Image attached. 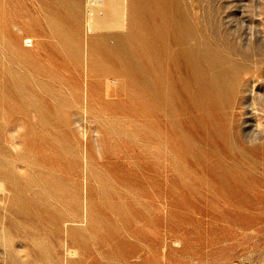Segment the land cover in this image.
<instances>
[{"label": "rangeland", "instance_id": "rangeland-1", "mask_svg": "<svg viewBox=\"0 0 264 264\" xmlns=\"http://www.w3.org/2000/svg\"><path fill=\"white\" fill-rule=\"evenodd\" d=\"M94 4L0 0V264H264V0Z\"/></svg>", "mask_w": 264, "mask_h": 264}, {"label": "bare ground", "instance_id": "bare-ground-1", "mask_svg": "<svg viewBox=\"0 0 264 264\" xmlns=\"http://www.w3.org/2000/svg\"><path fill=\"white\" fill-rule=\"evenodd\" d=\"M179 30V29H178ZM180 31V30H179ZM181 56V55H180ZM199 56V55H198ZM203 61V60H202ZM204 65V64H203ZM197 67L199 69V64H197ZM202 76V75H201ZM204 83V82H203ZM205 87L206 90L209 91L213 88L215 89H221L223 92H229L230 91V86L224 82L219 76L218 74H215L214 79L211 81H207L205 80ZM12 187V186H11ZM23 200V199H22ZM19 205V204H18Z\"/></svg>", "mask_w": 264, "mask_h": 264}, {"label": "built area", "instance_id": "built-area-1", "mask_svg": "<svg viewBox=\"0 0 264 264\" xmlns=\"http://www.w3.org/2000/svg\"><path fill=\"white\" fill-rule=\"evenodd\" d=\"M96 1V4L95 5V8H96V11L97 13L100 11L99 10V5H102V4H106L107 1L109 0H95ZM111 1V0H110ZM94 29H98V23L95 22L94 25L92 26Z\"/></svg>", "mask_w": 264, "mask_h": 264}]
</instances>
